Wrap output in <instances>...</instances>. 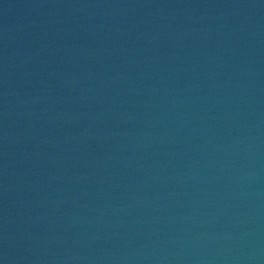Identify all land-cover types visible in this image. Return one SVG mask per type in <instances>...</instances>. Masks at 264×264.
<instances>
[{
	"label": "water",
	"instance_id": "1",
	"mask_svg": "<svg viewBox=\"0 0 264 264\" xmlns=\"http://www.w3.org/2000/svg\"><path fill=\"white\" fill-rule=\"evenodd\" d=\"M0 264H264V0H0Z\"/></svg>",
	"mask_w": 264,
	"mask_h": 264
}]
</instances>
